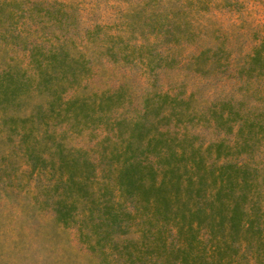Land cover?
<instances>
[{"label": "rangeland", "instance_id": "obj_1", "mask_svg": "<svg viewBox=\"0 0 264 264\" xmlns=\"http://www.w3.org/2000/svg\"><path fill=\"white\" fill-rule=\"evenodd\" d=\"M55 55H69L73 67L58 78L61 100L76 95L92 110L86 123L49 124L78 161L119 145L112 123L122 118L126 130L145 105L146 131L176 135L185 147L209 145L215 165H248L263 198L264 0H0V56L24 80L20 93L25 77L35 76V60ZM99 98L103 110L92 102ZM4 131L0 125V264L161 263V248L145 253L155 242L166 250L177 244L173 227L129 202L132 217L114 239L120 254L88 242L79 223L90 218L79 208L61 225L40 201L43 189L52 201L62 188L53 190L49 171L30 167L23 145Z\"/></svg>", "mask_w": 264, "mask_h": 264}, {"label": "trees", "instance_id": "obj_2", "mask_svg": "<svg viewBox=\"0 0 264 264\" xmlns=\"http://www.w3.org/2000/svg\"><path fill=\"white\" fill-rule=\"evenodd\" d=\"M55 56H46L42 64L35 60V76L25 77L27 89L21 93L24 80L12 77L0 56L4 68L0 71V125L5 135L16 136L23 145L30 167L48 170L53 190L62 188L60 197L52 201L44 189L41 193L40 205L52 212L54 220L67 225L72 222L70 210L79 208L90 218L86 226L79 223L87 229L88 242L99 241L97 248L120 254L114 239L125 232L123 222L132 217L124 206L129 202L134 209L141 208L150 218L175 229V246L166 250L164 244L155 242L145 253L158 248L165 251L161 263L152 264H247V256L264 264V196L258 197L253 168L245 164L233 167L228 161L215 165L205 149L209 145L203 150L192 143L185 147L176 135L158 128L146 131L145 105L139 115L128 120L126 130L120 128L122 118L112 123L114 130H110L118 136L119 145L112 141L114 146L104 145L93 159L82 156L78 161L49 124L86 123L93 119L92 110L76 95L61 100L58 78H64V68L73 67L69 55ZM52 58L55 61L51 62ZM19 93L26 94L21 98ZM32 98V105H23ZM92 102L96 109H104L103 99ZM94 115L96 122L103 121ZM213 156L219 157L218 150ZM67 261L73 260L68 257Z\"/></svg>", "mask_w": 264, "mask_h": 264}]
</instances>
